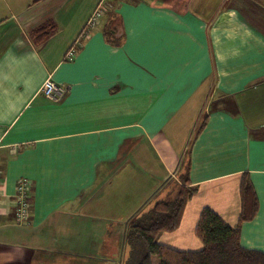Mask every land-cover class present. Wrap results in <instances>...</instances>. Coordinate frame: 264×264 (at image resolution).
Listing matches in <instances>:
<instances>
[{"label":"crops","instance_id":"1","mask_svg":"<svg viewBox=\"0 0 264 264\" xmlns=\"http://www.w3.org/2000/svg\"><path fill=\"white\" fill-rule=\"evenodd\" d=\"M100 1L0 0V264H124L127 221L174 200L184 157L197 191L156 242L200 251L204 208L235 228L247 173L258 211L240 245L264 253V0H104L81 38ZM47 78L60 101L41 95ZM20 179L27 226L13 220Z\"/></svg>","mask_w":264,"mask_h":264},{"label":"trees","instance_id":"2","mask_svg":"<svg viewBox=\"0 0 264 264\" xmlns=\"http://www.w3.org/2000/svg\"><path fill=\"white\" fill-rule=\"evenodd\" d=\"M112 9L109 10V12ZM53 22L47 21L31 30L34 44L43 43L54 31ZM202 120L196 134L204 127ZM187 153L185 154V156ZM179 178L183 183L172 201L158 202L146 212H136L128 221L125 242L130 252L124 264H264V253L249 250L240 245V225L252 220L258 211V200L247 173L242 174L239 186L241 213L238 225L231 228L209 208L200 214L195 235L203 248L198 252H178L159 245L156 237L162 232H173L180 224L185 205L197 191L190 186L189 164L184 157Z\"/></svg>","mask_w":264,"mask_h":264},{"label":"built area","instance_id":"3","mask_svg":"<svg viewBox=\"0 0 264 264\" xmlns=\"http://www.w3.org/2000/svg\"><path fill=\"white\" fill-rule=\"evenodd\" d=\"M112 7L113 6H111L104 0H101L88 18L85 27L80 34V37L85 38L89 33V30L98 25L104 13L112 9ZM78 46H80L79 40L76 41L70 49H68L65 54V59L67 61L74 60ZM40 93L46 99L52 102H58L66 95L67 89L63 84L57 83L51 78H47L41 87ZM30 191L31 182L29 180L20 179L17 182L15 194L13 196V220L14 223L18 226H27L31 222L29 213Z\"/></svg>","mask_w":264,"mask_h":264},{"label":"rangeland","instance_id":"4","mask_svg":"<svg viewBox=\"0 0 264 264\" xmlns=\"http://www.w3.org/2000/svg\"><path fill=\"white\" fill-rule=\"evenodd\" d=\"M247 4L249 5V3L247 2ZM240 5V4H239ZM253 11H255L254 9H253ZM243 12L248 16V18L247 19H249V21L250 22H252L253 24H257V25H259V23L256 21V20H254V19H251L250 18V16H249V14L247 13V12H245V10H244V8H243ZM29 37L32 39V37L30 36V33H29ZM185 171L184 170H182V173H184ZM128 249H125V255H128Z\"/></svg>","mask_w":264,"mask_h":264}]
</instances>
